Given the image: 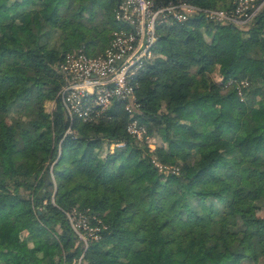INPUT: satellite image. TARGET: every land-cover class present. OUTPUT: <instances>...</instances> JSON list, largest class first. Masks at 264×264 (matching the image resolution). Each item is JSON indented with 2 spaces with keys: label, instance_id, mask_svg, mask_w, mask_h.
<instances>
[{
  "label": "trees",
  "instance_id": "trees-1",
  "mask_svg": "<svg viewBox=\"0 0 264 264\" xmlns=\"http://www.w3.org/2000/svg\"><path fill=\"white\" fill-rule=\"evenodd\" d=\"M117 2L0 0V264H264V1L244 25L201 12L159 25L134 114L113 99L71 121L60 63L104 53ZM71 209L100 221L99 239L84 246Z\"/></svg>",
  "mask_w": 264,
  "mask_h": 264
},
{
  "label": "built area",
  "instance_id": "built-area-1",
  "mask_svg": "<svg viewBox=\"0 0 264 264\" xmlns=\"http://www.w3.org/2000/svg\"><path fill=\"white\" fill-rule=\"evenodd\" d=\"M235 2L234 13L229 14L219 9H203L181 0L159 6L153 0H119L115 19L122 27L112 32L104 53L90 56L79 49L67 53L60 63V71L65 76L60 99L69 119L91 121L102 115L113 99L122 101L125 112L133 115L138 107L135 75L152 56V46L158 37L157 27L164 23H184L199 12L208 20L240 25L236 17L247 18L248 22L259 9L244 11L247 6L244 3L249 0ZM126 131L141 140L146 129L136 119H132L127 123ZM65 214L71 229L84 246L88 245L89 240L100 238V221L92 222L90 226L86 215L76 209L65 211Z\"/></svg>",
  "mask_w": 264,
  "mask_h": 264
},
{
  "label": "rangeland",
  "instance_id": "rangeland-1",
  "mask_svg": "<svg viewBox=\"0 0 264 264\" xmlns=\"http://www.w3.org/2000/svg\"><path fill=\"white\" fill-rule=\"evenodd\" d=\"M264 1V0H263ZM263 1L262 2H260V3H257V0H249V2L247 3H244V6L247 4V6L246 7H244V11H248V10H251V9H256L257 7H259L260 8V6H261V4L263 3ZM249 12V11H248ZM236 19H237V23H239L240 25H244V24H246V22H247V18H243L242 16H240V17H236ZM208 33H210V31L208 30ZM258 52H259V50H258ZM55 105H56V102L54 101V100H52V101H46L45 102V105H44V108H45V110L47 111V112H52L53 111V109L55 108ZM124 109V108H123ZM127 126V125H126ZM130 135V134H129ZM145 135H146V132H145V134L142 136V139L140 140V141H142L143 139H144V137H145ZM152 137H150V139H151ZM150 139L147 141V143L149 144V148L151 149V150H153V149H155L156 148V145H157V143H158V141H157V139H155V141H157V143L156 142H153L152 140L150 141ZM117 145H115V144H111L110 145V150L111 151H113V149L116 147ZM119 146V145H118ZM155 163H156V165L160 168L161 166H160V164L155 160V158H154V160H153ZM165 168L163 167H161L160 168V170L162 171V170H164ZM167 169H170V167H167ZM250 204H253L254 205V203L252 202V201H250L249 202ZM254 212H255V214L256 215H262L263 214V212H262V209H259V208H255V210H254ZM94 218V217H93ZM87 221L90 223L89 225L91 226L92 225V217L90 218V219H88L87 218ZM100 225H101V223H100ZM84 237H86V235L82 232L81 233ZM27 236H28V233L27 232H23V233H21V239H25V238H27ZM86 239H87V237H86ZM34 240L32 239V240H30V245L32 244V242H33ZM91 240H89V242H90ZM80 259V258H79ZM77 260L78 262L77 263H79V261L80 260Z\"/></svg>",
  "mask_w": 264,
  "mask_h": 264
},
{
  "label": "water",
  "instance_id": "water-1",
  "mask_svg": "<svg viewBox=\"0 0 264 264\" xmlns=\"http://www.w3.org/2000/svg\"><path fill=\"white\" fill-rule=\"evenodd\" d=\"M119 1V0H118Z\"/></svg>",
  "mask_w": 264,
  "mask_h": 264
}]
</instances>
